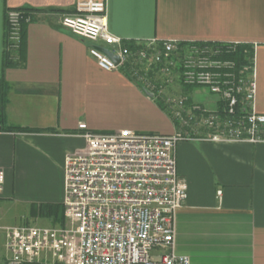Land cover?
I'll return each instance as SVG.
<instances>
[{
    "label": "crops",
    "instance_id": "obj_1",
    "mask_svg": "<svg viewBox=\"0 0 264 264\" xmlns=\"http://www.w3.org/2000/svg\"><path fill=\"white\" fill-rule=\"evenodd\" d=\"M76 3L0 0L3 126L23 129H0V213L43 218L50 227L62 223L65 159L85 148L84 133L175 131L161 104L122 71H103L91 44L61 25ZM10 9L27 10L32 21L23 28L21 48L8 53ZM108 25L131 45L253 46L255 109L264 115V0H108ZM7 58L13 65L5 68ZM188 89L171 90L217 108V97L205 89ZM176 160L188 199L176 215L175 251L191 264H264V143L185 141Z\"/></svg>",
    "mask_w": 264,
    "mask_h": 264
},
{
    "label": "built area",
    "instance_id": "obj_2",
    "mask_svg": "<svg viewBox=\"0 0 264 264\" xmlns=\"http://www.w3.org/2000/svg\"><path fill=\"white\" fill-rule=\"evenodd\" d=\"M31 21L27 11L8 10V53L21 48L23 28ZM60 22L91 44L89 53L103 71H122L161 104L175 131L84 133L85 148L65 159L64 224L5 228L6 264H191L175 251L176 215L188 199L176 150L185 141L264 143V115L255 109V66L248 76L247 68L239 70L231 58L233 44H126L109 31L108 0H77L74 12ZM175 83L207 90L217 97V108L175 94ZM3 187L0 171V193Z\"/></svg>",
    "mask_w": 264,
    "mask_h": 264
},
{
    "label": "trees",
    "instance_id": "obj_3",
    "mask_svg": "<svg viewBox=\"0 0 264 264\" xmlns=\"http://www.w3.org/2000/svg\"><path fill=\"white\" fill-rule=\"evenodd\" d=\"M24 11H27V10H24ZM208 44H212V43H208ZM214 44L222 45L223 43H214ZM185 45L186 44H183L182 46H185ZM231 58H233V60L236 62L239 70L243 71L244 68H247V72L244 74L248 76L253 73L254 66H255V50L253 46H250V45L235 46V51ZM10 65H13V64L10 62L9 58H7L5 61V68ZM6 93L7 91L5 87L2 85V81H0V129L4 128L3 125L5 123L4 122L5 121L4 106L6 104ZM4 129L5 130H23V129L13 128V127L4 128ZM61 224L62 225L64 224V217H63Z\"/></svg>",
    "mask_w": 264,
    "mask_h": 264
},
{
    "label": "rangeland",
    "instance_id": "obj_4",
    "mask_svg": "<svg viewBox=\"0 0 264 264\" xmlns=\"http://www.w3.org/2000/svg\"><path fill=\"white\" fill-rule=\"evenodd\" d=\"M179 86L180 85L178 83H175L174 86H172V87L178 88ZM192 89H195V88H192ZM184 90H186V92H187L189 89L184 87ZM5 216L1 215V213H0V226H2V227H0V264H6V262H7V255H6V250L4 247L5 246V237H6L5 228H7L6 226H14L15 227V226H22V225H32V226H37V227H46V228L50 227L46 223L45 219H43V218L32 219L28 216H26L24 218H20L17 216V214L15 212H13V213L9 212ZM63 217H64V213H63ZM60 225H62V224H60ZM3 226H4V228H3ZM34 264H51V263L46 262V261H41L39 263H34Z\"/></svg>",
    "mask_w": 264,
    "mask_h": 264
},
{
    "label": "water",
    "instance_id": "obj_5",
    "mask_svg": "<svg viewBox=\"0 0 264 264\" xmlns=\"http://www.w3.org/2000/svg\"><path fill=\"white\" fill-rule=\"evenodd\" d=\"M99 50L109 56L116 64L119 63L118 58L115 55L111 54L107 49L99 47Z\"/></svg>",
    "mask_w": 264,
    "mask_h": 264
}]
</instances>
